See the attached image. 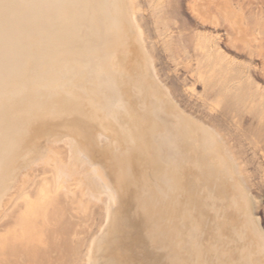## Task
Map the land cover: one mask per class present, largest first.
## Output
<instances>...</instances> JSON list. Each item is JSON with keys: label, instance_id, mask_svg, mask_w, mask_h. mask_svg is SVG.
<instances>
[{"label": "bare ground", "instance_id": "obj_1", "mask_svg": "<svg viewBox=\"0 0 264 264\" xmlns=\"http://www.w3.org/2000/svg\"><path fill=\"white\" fill-rule=\"evenodd\" d=\"M196 1L198 5L202 3L201 0L198 3ZM137 5L135 0H0V208L7 200L18 167L44 160L46 164H51L54 173L52 178V174H49L51 171L47 168L44 170L48 171L45 174L47 180L54 179V192L59 189L65 192L79 189L90 198L98 195L103 197L102 222L105 223L101 234L92 243L88 242L91 245L88 257L85 256L87 264L144 263L148 256L139 248V244H143L141 227H144L145 236L150 241L167 244L175 263H179V250L184 248L183 252L189 255L188 264H192V260L194 264H264V231L259 217L255 215L261 196L251 193L254 184L251 183L244 161L233 141L219 125L183 103L169 83L160 79V71L155 66L156 56L149 34L138 15L140 11ZM218 12H198L197 15L203 22H210L216 27ZM226 13L224 11L222 15ZM157 21L153 19V22ZM231 30L234 40L235 32L233 28ZM200 46H192L196 58L203 57ZM100 107L108 114L105 120L91 113ZM258 119L264 120L261 117ZM51 120L63 126L64 131L60 134L48 132ZM35 136L40 140L32 143ZM59 141L66 146L70 160L65 159L56 148L51 150L48 149L50 146L46 147ZM74 164H78L83 171L76 170ZM85 171L89 172L88 179L81 174ZM32 175L34 177V173ZM35 178H39L38 175ZM44 181L39 183L42 186L41 196L37 194L39 187L37 192L33 191L39 196L36 199L35 194L36 202L30 200L33 196L22 193L23 197L30 196L26 202L28 200L30 205L28 213H32L33 217L42 206L50 203L44 197V189H50L47 182L42 184ZM26 185L30 190L31 181ZM18 200L15 201L20 204ZM67 203L68 200L64 204ZM54 204L60 207L59 212L63 209L62 203L60 206L56 205L57 202ZM95 204L97 208L100 206ZM49 206L56 209L54 205ZM48 208L52 210V207ZM73 211H69L70 216L72 213L77 214V209ZM87 211L85 209L83 212ZM83 212L79 213L83 215ZM90 212L93 213V210ZM1 214L3 217L7 215ZM75 215L71 217L75 221H82L81 227L92 223V219L85 221L89 219L86 213L85 216L78 214L79 218ZM11 216L15 219V215ZM23 216L19 218H22L21 221L27 217L29 221V216L24 219ZM44 218L40 216L42 222L46 223ZM70 221L69 224L73 223L75 229L79 221L76 224ZM51 222L46 224L52 228ZM54 224H58V220ZM17 225L14 224L16 228L19 227ZM34 225L33 228L27 227L30 233L36 235L34 231L38 222L36 228ZM46 226L44 229L50 231H42L44 234L40 231L42 226L37 230L40 236L49 237L42 240H50L49 234H52L51 228ZM15 227L14 232H10L12 230L9 231L7 227L8 232H2L5 236L7 233L14 234ZM24 227L27 228L26 225ZM91 227L90 224L87 229L91 230ZM21 230H16L21 232V235L16 232L18 238L25 239L22 237L24 235L27 238L30 233ZM60 232L57 233L59 237L62 235ZM66 233L69 232L65 231L62 236ZM93 233H90L91 236ZM16 234L13 235V241L18 239L15 238ZM4 235H1L2 240L10 236ZM38 235L36 238L31 235L35 242ZM28 238L23 243L34 245V240ZM51 238L53 244L61 240L55 237L53 241L54 237ZM5 242L7 244L8 240ZM64 242L71 245L72 241L63 240L59 243L61 246L56 243L58 250ZM40 243L38 240L35 245H43L41 248H44V244ZM7 245H10V250L5 246H1V249L7 248L5 251H9V255L15 254L17 248L13 252V244ZM49 252L53 254L51 252L55 251ZM29 253L25 256L30 258L32 253ZM2 256L0 262L4 264L8 258L5 254ZM44 257L47 261L46 255ZM49 258L55 259L52 256ZM22 261V264H26ZM10 262L8 260L5 264ZM34 262L42 263L38 259ZM55 262L61 264L63 261Z\"/></svg>", "mask_w": 264, "mask_h": 264}, {"label": "rangeland", "instance_id": "obj_2", "mask_svg": "<svg viewBox=\"0 0 264 264\" xmlns=\"http://www.w3.org/2000/svg\"><path fill=\"white\" fill-rule=\"evenodd\" d=\"M195 1L196 0H135V2H137V4L139 5V11L140 12L138 15H140L141 21L144 24V26L147 30V33L149 34V38H150L149 40H150L151 45L153 47V52L156 56V57H154L155 58V66H157L156 67L157 70H159L161 73V74L159 73L160 79H162L163 82L165 80L166 82H164V83H166V84L169 83L168 85L173 88L174 92L176 93V95L179 97V99L183 103H185L190 108L197 111L198 113L207 116L212 121H214L217 125H219L228 134L230 139L233 141L235 147L237 148L239 154L241 155V157L244 161L245 167H246L245 169L248 170L247 172L250 176L251 183L254 184L252 189H251V193L255 196H259V197L261 196L260 197L261 201H260L258 208H257L258 211L256 210L257 213H255V215L257 217H259L260 226L262 227V229L264 231V122H263L264 120L259 121V119H258L259 117L264 119V48H263L264 47V0H222V1L221 0H213V1L212 0H209V1L208 0H205V1L204 0L203 1L198 0V1H196L197 3L199 1L202 2V3H199V5L201 4L199 11L197 8V7H199V5L196 4ZM207 1L209 4L206 3ZM211 1H212V4L214 3L213 5L211 4ZM216 1L218 4L221 2L220 3L221 5L220 4L218 5L216 3ZM225 1L227 3H225ZM203 2H205V5L208 4V6H205ZM193 3H194V5H193ZM224 4H225V6H224ZM228 4H229V6H228ZM202 5H203V7H202ZM214 5L217 7L219 6L218 7L219 9L222 8L223 11L217 9V7H215ZM226 5H227V7H226ZM209 7H210V9L208 10ZM229 7H232V8H229ZM203 8H204V10H203ZM206 8H207V10H206ZM193 9H196V12L195 11L193 12ZM200 10H201V12H200ZM202 11L204 13L207 12L206 14H208V13L211 14L212 12H216V11L218 12L219 11L218 12L219 21H217L216 27L213 26L210 22H207V21L203 22L202 20H200V17L197 15V13L198 12L203 13ZM224 11H225V13L228 11H230V12L226 13V15H224V14L222 15V12L224 13ZM233 14L235 15V17H233L234 16ZM229 17H231V18H229ZM155 18L158 19L157 22H153V19H155ZM233 21H235V23ZM234 24H235V26H234ZM132 25L134 26L133 22H132ZM230 26H233L232 28H233V31L235 32V39L234 40L232 37L234 34H233V32L231 30L232 28ZM236 34H238V35H236ZM195 44L201 45L200 47L202 48V51H203V57L200 56V57L196 58L195 55L193 54L192 46ZM197 73H198V76H197ZM91 113L93 115L96 113L97 117L101 120H105L106 117L108 116L106 110L104 111V109L102 107L97 108L96 111L92 110ZM49 124L50 125H49L48 132H54L55 134H60L64 131V127L58 125L57 122L54 120L49 121ZM56 137H58V135H56ZM39 140L40 139L35 136L34 139H32V143H35ZM57 140H59V137ZM100 142H102V141L100 140ZM57 144H58V146H57ZM63 145H64L63 142L59 141V142H55V143H50V145L47 144L46 147L50 146V148L48 147V149H51V150L56 148L62 156H65L64 157L65 159L67 158V160H70L69 155L67 156L66 146L65 145L63 146ZM46 147H45V149H46ZM58 147H60L61 149H59ZM46 151H47V149H46ZM43 165H44V168L42 169L41 167H43ZM74 167L76 170L82 169L81 171H83V168H80L78 164H76V165L74 164ZM20 168H22V169L19 170ZM45 168H47L46 170L51 171V173H49V174H52L53 176L51 175L50 177L53 178L54 173H52L53 171L51 169V164H46V162L44 160H37L36 162H31L30 164L24 165V167H23V165H20V167H18V170H17L18 172L16 174L17 177L15 178L14 182H12V185H11L10 190H9V195L6 197L7 200L3 203L2 207L0 208V219L3 217V215L1 213H4V215L7 214L0 220L1 221L0 233L2 231L5 232L6 227L9 229V231L12 230L10 232H14L13 231L14 230L13 228L15 227L14 224L15 225L18 224L17 226H19V224L21 222L23 224V221L25 224H23V225L20 224V226L17 227L18 229L15 227L16 229H15L14 234H16V232H17L18 235H21V232L20 231L18 232L16 230H21L22 227H23V230H21L22 232L28 231L27 233H30L29 231H31V230H29V227H27V226H32V228H33V225H34L35 220H36L38 222V227L36 225L37 224V222H36L34 226H35V228L36 227L37 228H36V231H34V232H36V235L39 234L38 236H40L41 233L40 232L38 233V231H39L38 228L41 229L43 227V229L40 231L41 232L46 231V229H44L45 226L47 225L46 223L47 222L50 223V221H53V223L51 222L53 224V227H52L53 229L51 228V226H48V225L46 226L48 228H51L52 234L49 232L50 233L49 235H51V237H54L53 241H54L55 237H58L59 239H61L60 242L63 240L64 241L68 240V242L72 241L71 245L68 242H67L68 244H66V242H64V244H62V247H64V248L60 247V250H58L59 247H57L56 243L59 244L60 242L56 241V243H55V241H54V244H53V242L50 241L52 239L51 237H50V240H47L46 238H45L46 240L43 239L45 241L44 242L42 240V238L47 237V236L43 235V237L40 236L41 238H38V236H37V241H36V242H38V240H39V242L41 241L40 244H44L45 247L41 248L43 245L39 244L40 247H38V245H35L36 242L33 239L34 237L31 236V235H34L36 238V235L32 234L33 232H31L29 234V236H27L28 234L26 233V236H27V238L31 237L32 241L34 240L33 242H34L35 246L32 245V243H30L31 245L30 244L28 245L29 242L23 243V241L25 239L27 240L24 233L22 234V235H24L22 237H24L25 239H22L20 237V239L22 240V242H21V240L18 238L17 234H16L15 238H18V239H15L16 241L15 240L13 241L12 239L14 238V236H13L14 234L9 233V235H10L9 236L7 233V235L5 236L4 234L6 232L5 233L2 232L3 234L1 233L0 237H1V235H4V237L9 236L8 238L10 239V237H11V239L9 240L8 238H4V240H2L3 238L1 237V241H0L1 252L0 253L5 254L7 256L9 262L11 261L9 264H12V263L13 264H22L21 263L22 260L24 262H26V264L29 262L31 263V261L33 263L34 261H37V259H38V262H42L40 264H44V263L48 264V262H49V264H51L52 261H53L52 263H54V264L55 263L59 264L60 262L59 263L55 262V261H59V260L63 261V262H61V264H87L86 263L87 258H85V256L88 257L87 253L89 252V249H90L89 245H91L88 242L92 243L91 241H93L95 238H97L101 234L100 231L103 230L104 223H105V222H102V221H104V215H103V209H102L103 208V204H102L103 203V197H102V195L101 196L98 195L95 198H92V197L90 198L87 195L83 194V192H81V190H79V189L78 190L77 189H70L68 191L69 194H66V193H68V192H65L66 190L63 191V189H59L58 190L59 194H58L57 191L54 192V179L52 180L49 177V179L52 180V182L50 180H47L48 178H46V177H48V176H46L45 174L48 171L47 172L44 171ZM34 170H35V172H34ZM37 170H38L39 174H38ZM40 170L44 172V174H43V172H41L42 177H40ZM30 172L34 173V177H31V175L33 173L30 175L29 174ZM86 173L87 172L85 171V173L82 172L81 174H83V177L85 179H88L89 172L87 174ZM37 175L39 178H35ZM36 179L38 181H39V179L40 180L42 179L41 181L45 180L42 184L44 185V183L47 182V184L49 185V187L52 191L50 192V189H46V190L44 189L43 193L45 194V196H44L45 200L50 201V203L48 202L49 203L48 205H46L44 207L42 206V208H40V210H38L39 212L37 211V213L35 214V217H33L34 215L32 213L31 214L33 216L30 213H28L29 212L28 207L30 205H29V203H27L28 200L26 202V199L30 196H33L34 198L30 197L31 199L30 198L29 199L32 201H35L37 198H39V196L37 195L38 193L41 196L40 192L42 189L40 190V187H42V186H40V184H39V183H41V181L38 182ZM30 181H31V185H32V183H34V184L31 186L32 189L30 188V190H29V188L27 189L26 184L30 183ZM48 181H50L52 184H50V182H48ZM35 184H37V185H35ZM24 186L26 189L24 188ZM29 186H30V184H29ZM51 186H53V188ZM38 187H39V191L37 189ZM23 189L26 191L23 192ZM33 191H36V192L38 191V192L36 194V192H33ZM20 193L21 194L27 193L26 196L27 195H30V196H28L26 198L25 195L23 197V194L21 195ZM77 193H79V194H77ZM35 194L37 196L36 199H35ZM46 194L47 195L49 194L48 197H46ZM16 195H18V196H16ZM20 195H21V199L19 198V200H18V197ZM61 195H62V197H61ZM83 195H84V197H83ZM15 196L17 199H15ZM58 196H59V199L57 198ZM67 196H69V197H67ZM11 197H13L14 200ZM76 197H77V200H75ZM23 198H25V200ZM81 198H83L84 200ZM51 199L52 200L54 199V201H52ZM63 199H65V201ZM15 200H18L20 202V204L18 202L16 203ZM20 200H22V201H20ZM67 200H68V203L64 204L65 202H67ZM74 200L76 201V205H75ZM89 200L92 202L93 205L95 203H97V206L100 205L99 206L100 210H99V207L98 208L96 207V204L94 205V207H91L92 204H90L91 202ZM23 201H24V203H23ZM58 201L59 202L61 201L60 204L61 203L63 204V207L61 205V208H63L62 210H60V212H62L61 214H60L59 209H58L60 207H56L54 204L55 202H57L56 205L60 206ZM16 204H19V205L16 206ZM24 204L28 205V206H26V208H27L26 211H25V207H24L25 205ZM49 205H54V207H56V209H54L53 206H49ZM64 205H66V207H64ZM69 205H70V207H69L70 210H69V208L67 210V207ZM89 205L92 208L93 213L90 212L92 210H90L91 208L88 207ZM47 206L52 207V210H51V208H50V210H48L49 208ZM75 207H77V208H75ZM84 207H85L86 211L88 209H89V211L83 212V211H85ZM43 208H45V209L43 210ZM21 209H23V210H21ZM75 209H77L76 212H75ZM42 210L44 211V213ZM64 210L66 211V213ZM72 210H74L73 212L77 213L76 215L74 213H72V215L74 214L75 217L78 216V218H79L78 214H81L80 216H85L84 213H86L88 216L87 218H89V219L85 220L86 222L88 220L92 219L91 220L92 223H90V222L87 223L88 227L90 224L92 225L91 230H90V228L87 229V226L85 225L86 224L85 221H84L85 224L83 222V224L86 226L85 228L83 225H82L83 228L81 227L80 222H82V221H79L77 219H76V221L77 222L79 221V222H78V225L75 226V229L72 227V226H74L73 223H72V225L69 224L68 221L70 219L72 221V219L74 218V215L73 216L71 215L73 218L69 215V211L71 213ZM46 211L48 214L46 213ZM51 211H53V213ZM78 211L83 212V215H82V213H79ZM100 211L102 213H100ZM88 212H90V214ZM16 213L18 215H16ZM19 213H21V214H19ZM25 213H26V215L27 214L31 215V216L27 215V216H29V221H31V222L27 221L28 217L25 216ZM38 213H43V214L38 215ZM63 213H65V215ZM11 215H13V216L15 215V219H13L14 217H12ZM22 215L25 216V217L23 216V219L27 217L25 219L26 221L25 220L21 221L22 218L19 219L20 217H22ZM36 215H38V216H36ZM42 215H44L45 218ZM59 215L62 216V219H60L61 216L58 219ZM40 216L42 219L43 218L45 219L44 221H46V223L42 222V219H40ZM48 217H50V218H48ZM69 217H71V218H69ZM101 217L103 218L102 220H101ZM82 218L86 219V217H82ZM80 219H81V217H80ZM11 220H12V223H14V221H15V223L12 224ZM57 220H58V224H54V223H57ZM7 221H8V223H7L8 226L6 224ZM19 221H21V222H19ZM71 221H70V223H71ZM76 221L73 219L72 222H74L76 224L77 223ZM9 222L11 224H9ZM32 222H33V224H32ZM61 222L64 223L63 224L64 227H63ZM39 224H40V226H39ZM52 224H49V225H52ZM3 225H4V227H3ZM9 225H11V226L13 225L14 227L12 226L13 227L12 228L10 226V228H11L10 229ZM24 225H26L27 228H25ZM57 225H59V227H61L63 229L60 228V230H58L59 227ZM182 227L184 228V226H182ZM56 228H58V229H56ZM79 228L80 229L82 228L81 229L82 231ZM97 228L99 230H97ZM30 229H31V227H30ZM86 229L89 230L88 233H87ZM61 230L64 232L65 231L69 232V233L64 234L66 237L68 235L70 236V234H73L70 236V238L72 240L69 237L68 238H65V236L63 237L62 235L64 232H62ZM92 230L93 231L96 230L97 234L94 231L96 236ZM48 231H50V230H47L46 232H48ZM70 231H72V233ZM58 232H60L62 234L61 235L62 238L59 237L60 235L57 234ZM140 232H141V238H142L143 244L142 245L139 244L140 247L139 246L138 247L143 249V251L147 254L148 258L145 259L144 263L133 261V263H131V264H169V263L173 264V263H175V262H173V260L170 257V252H169L168 246L165 242L159 241V242H157L158 243L157 244L156 242L150 241L147 238V236H145L146 232H145L144 227L143 228L141 227ZM90 233H93L92 236ZM88 234H90V235H88ZM45 235H48V234L46 233ZM75 235H78V236H75ZM89 236L91 237V239L89 238ZM75 237H77V238H75ZM83 237L85 239H83ZM92 237H93V239H92ZM47 238H49V237H47ZM77 239H78V241H76ZM86 239H88V240H86ZM89 239H90V241H89ZM6 240H8V242L10 241L9 243L15 245V246H13V245L11 246V248L14 247V249H11V251L13 250V252H14V250L17 248L16 249L17 251L15 250L16 251L15 254L17 252L20 253L19 257H16L18 255V253L16 254V256H15V254L12 253L11 254L12 257H11V255L8 254L10 252L8 251V253H7L5 251L7 248L10 250V245H7V244H9L8 242L6 244V242H5ZM18 240H20V241L18 242ZM26 240H25V242H26ZM81 242H82V244H81ZM18 243H19V245H18ZM76 243H77V245L75 246ZM60 244L58 246H61ZM65 245L66 246L68 245V247L66 248ZM1 246H5L7 248H5V250L4 249L2 250ZM28 246H30V247H28ZM163 246H164V248H163ZM74 247H76V249ZM31 248H32V250H31ZM39 248H41V249H39ZM70 248H72V249H70ZM150 248H152V249H150ZM183 249L184 248L181 249L182 251L179 250V256H180L179 263H175V264H181V263L186 264L190 260L188 258L189 255L187 256L186 253L183 252L184 251ZM43 250H45V252H44L45 254L41 253ZM48 250L49 251L53 250L55 252H51L53 254H50V252ZM67 250H70V251H67ZM25 251H27L26 254L29 253L30 251H32L31 253H32V255L33 254L34 255L33 256L31 255L32 257L30 256V258L31 259L34 258L35 260L34 259L31 260L29 257H26L25 256L26 254H24ZM180 251L182 253H180ZM70 252H71V254H70ZM31 253H29V254H31ZM2 254L0 255V257L4 256V255L2 256ZM42 254L44 256L46 255V259H48V260L50 259L49 257H51V256L57 260H55L53 258L54 260L50 259L51 261H48V260L46 261L45 257ZM59 254H60V256H59ZM20 255L22 257H20ZM60 257H62L63 260L60 259ZM7 258L6 259L3 258V259L7 260ZM42 258H43V260H41ZM70 258H73V259H70ZM154 259H155V261H153ZM8 260H7V262H5V261L4 262L8 263ZM44 260H45V262H44ZM64 261L67 263H65ZM171 262H173V263H171ZM193 262H194V260L191 261L192 264H194ZM34 263L38 264L37 262H34ZM1 264H3V262ZM202 264H204V263H202Z\"/></svg>", "mask_w": 264, "mask_h": 264}]
</instances>
